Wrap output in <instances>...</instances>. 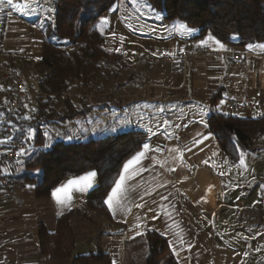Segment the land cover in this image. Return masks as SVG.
I'll return each mask as SVG.
<instances>
[{
	"label": "crops",
	"instance_id": "obj_1",
	"mask_svg": "<svg viewBox=\"0 0 264 264\" xmlns=\"http://www.w3.org/2000/svg\"><path fill=\"white\" fill-rule=\"evenodd\" d=\"M125 1L117 0L115 13ZM146 22L145 26L152 28L146 36L124 39L128 51L121 44L111 52L122 57L124 68L108 70L97 87L99 92H78L83 95L81 100L69 99L67 106H95L85 118L76 119L83 124L91 120L99 123L97 126L113 123L115 134L130 130L147 134L150 150L137 166L140 174L128 181L131 211L117 212L115 217L109 212L111 222L106 219L105 229L98 228L93 226L99 222L97 215L85 202L88 192L97 185V177L86 193H72L71 211L59 208L51 194L48 198L36 197L33 184L11 180L16 198L4 201L0 192V264H70L71 260L50 262L38 248L39 226L53 232L56 219L67 212H72L70 226L76 235L73 257L88 255L83 252L86 247L78 248L80 236L87 233V243L96 236L100 238L94 253L108 254L113 264H142L147 251L128 253L125 243L154 230L165 238L177 264H253L251 247L243 251L240 246L229 247L225 230L261 224L258 212L264 207V177L259 173L264 171V158L261 161L256 150L257 146L264 148V143L259 144L264 136L253 152L245 154L247 166L243 168L240 161L229 163L206 122L212 109L230 114V101L249 103V108L235 116L264 117V50L257 45L240 49L251 54L245 70L227 60L200 59L194 69L182 75L175 65L162 64L160 57H175L204 44L221 49L219 45L208 38L194 40L195 31L181 33L177 21ZM5 32L4 22L2 58L7 64L20 68L27 62H39L45 35L17 36L10 42ZM34 100L35 94L28 92L20 109L23 116L29 118L27 111ZM3 103L7 105L5 98L0 99L1 106ZM64 113L58 111L59 116ZM32 149L30 145L28 151ZM16 171L11 168L10 175ZM136 204L144 207L137 208ZM249 242L250 238L244 241Z\"/></svg>",
	"mask_w": 264,
	"mask_h": 264
},
{
	"label": "trees",
	"instance_id": "obj_2",
	"mask_svg": "<svg viewBox=\"0 0 264 264\" xmlns=\"http://www.w3.org/2000/svg\"><path fill=\"white\" fill-rule=\"evenodd\" d=\"M144 1L162 14L163 22L177 21L194 29V40L211 36L235 50L264 44V0ZM116 2L54 0V24L45 30L41 58L36 64L37 69L46 70L48 75L40 83L41 95L36 97L34 115L27 118L19 110L14 118L16 125L34 132L30 139L33 149L26 152L23 160L15 166L17 171L10 176L11 180L33 184L36 197L48 198L61 182L94 171L97 185L86 195V206L109 222L111 217L102 200L118 179L124 162L147 143V134L130 130L81 142H53L46 148L44 126L51 122L85 118L94 105L67 108L66 113L57 117L58 106L64 102L68 106V100L74 99L70 97L60 102L59 96L69 93L82 98L92 89L99 92L97 87L109 69L120 71L124 68L122 57L105 49V37L97 28L101 17ZM52 37L68 44L54 42ZM75 90L82 91L83 95ZM216 98V95L211 98V105ZM6 107L4 103L0 105V113H4ZM206 127L229 163L234 165L240 161L241 152H253L264 136V117L241 118L212 109ZM71 216L72 212L59 216L53 232L39 226L40 254L50 262L71 260L70 264H113L111 257L102 252L73 257L76 235L70 226ZM141 250L147 251L142 264H177L165 238L154 230H146L125 243L128 253Z\"/></svg>",
	"mask_w": 264,
	"mask_h": 264
},
{
	"label": "rangeland",
	"instance_id": "obj_3",
	"mask_svg": "<svg viewBox=\"0 0 264 264\" xmlns=\"http://www.w3.org/2000/svg\"><path fill=\"white\" fill-rule=\"evenodd\" d=\"M125 2L120 3V10L117 13L114 12L116 6H113L112 9H110L101 17L100 22L97 25V28L105 37V49L110 53L118 50L121 44H125L126 51H128L129 45L127 42H124V39H136L146 36L145 34L152 29H149L145 26L147 23L146 20L162 22V14L159 11L151 9L144 0H140L139 3H134L133 0H127ZM0 5L5 8V35L10 40V42H14L17 36L24 38L25 36H30L33 33H40L45 35V30L48 28V26L54 24L55 11H48L49 7L54 8V2H52V0H38V2H33L30 0H13L12 5L7 4L5 0V2L0 3ZM17 5L19 7H17ZM105 20H107L106 24L104 23ZM51 40L54 42H60L63 45L68 44L66 41H62L54 37H52ZM94 90L96 91V89ZM75 91L82 92L80 90ZM34 102L37 103V100L32 101V107H30V109L27 111L29 117H32L36 110V104ZM58 107L59 112H65L67 109V105L65 102L61 103ZM57 117H59V115ZM98 124H96V122L93 120L89 121L87 125L83 124L81 120L51 122L44 126L45 144L59 141L81 142L88 140L89 138H103L111 134H115L112 132H117L112 131L113 123H109L107 125L104 124L103 126H97ZM27 130L29 132V135H31V138H33L34 132L31 129ZM260 143L263 144L264 140L262 139L259 144ZM256 153L260 154L259 158L262 161V159L264 158V148H260V146H257ZM242 167L245 168V166ZM259 174L264 177V171L260 172ZM239 199L243 200L244 197H239ZM247 214H249V212ZM258 214L259 219L261 220L260 225H255L256 223H252L251 227H246L244 229H227L225 230V237L230 242L228 246L231 248L236 247L237 249L238 246H240L243 251L246 250V247H251L250 249L256 257H254L252 261L253 264H264V207L263 210H260V212H258ZM95 215H97L95 217H97V220L99 222L94 223L93 226L95 225L98 228L105 229L104 225L106 223V219L99 214L95 213ZM215 220L217 219L215 218ZM90 231H92V228ZM84 234L80 236V246L78 248L86 247L85 251H83L85 252L84 254L97 252L96 243L100 238L96 236L87 243V236ZM249 238L251 239V242H249L248 244L244 243V241ZM77 252L79 251L77 250Z\"/></svg>",
	"mask_w": 264,
	"mask_h": 264
},
{
	"label": "built area",
	"instance_id": "obj_4",
	"mask_svg": "<svg viewBox=\"0 0 264 264\" xmlns=\"http://www.w3.org/2000/svg\"><path fill=\"white\" fill-rule=\"evenodd\" d=\"M4 18L5 8L0 5V99L5 98L7 101L6 111L0 113V141H5L0 143V192L4 201H11L16 198V192L11 183L9 170L23 160L30 147L28 130L16 125L14 118L25 103L28 92H33L36 97L41 95L40 83L48 73L46 70L37 69L34 62H27L17 68L3 60ZM250 56L251 54L246 51L235 50L227 45H224L223 49H215L210 44H204L184 50L175 57L162 55L160 62L164 65H175L179 73L184 75L194 69L200 59L227 60L245 70ZM70 97L77 100L81 98L79 95L64 93L59 96V101L64 102ZM56 100L55 98L54 101ZM247 108H249L247 101L243 103L230 101L227 106L230 114H236Z\"/></svg>",
	"mask_w": 264,
	"mask_h": 264
},
{
	"label": "snow or ice",
	"instance_id": "obj_5",
	"mask_svg": "<svg viewBox=\"0 0 264 264\" xmlns=\"http://www.w3.org/2000/svg\"><path fill=\"white\" fill-rule=\"evenodd\" d=\"M3 2H5V0H0V3ZM33 2H38V0H33ZM133 2L139 3L140 0H133ZM6 3L12 5L13 0H6ZM17 7L19 6L17 5ZM48 11L54 12L55 9L49 7ZM104 23L106 24L107 20H105ZM176 27L181 33L195 31L194 29L188 28L187 25H185L184 23H178ZM208 39L212 40L214 43L218 44L221 49H223L224 47L223 44H220L218 40H215L211 36ZM205 43H207V41H205ZM256 47H259L260 49L264 50V44L257 45ZM249 48L251 49L252 46L249 45ZM4 142L5 141H0V143H4ZM45 147L47 148L49 147V145L45 144ZM149 150H150L149 144L145 143L143 145V151L138 152L135 156L132 157V159L128 160L127 163L124 164L123 171L120 173L119 178L114 180L113 182L114 186L111 188V191L107 193L106 197L102 200L103 205L107 207L108 211L112 213L113 217H115L117 212L127 213L131 211V208L128 207V203H127L128 191H129L128 181L134 179L137 175L140 174L141 169L138 168L137 166L141 164V161L145 158L146 153ZM244 157L245 154L241 152L240 165L245 166L246 168ZM96 175L97 174L94 171L88 172L85 175L80 176L78 178L69 179L66 183L55 188L52 191L51 195L57 206L61 209H67L71 211V204L73 200L72 193L73 192L86 193L89 189L93 188ZM141 199H143V197H141ZM135 207L143 208L144 205L136 204ZM58 214H62V212ZM137 219L139 220L140 217H137ZM137 227L139 228L141 227V225L137 224ZM176 254L178 255V253Z\"/></svg>",
	"mask_w": 264,
	"mask_h": 264
}]
</instances>
